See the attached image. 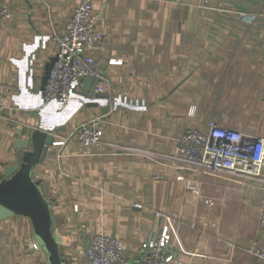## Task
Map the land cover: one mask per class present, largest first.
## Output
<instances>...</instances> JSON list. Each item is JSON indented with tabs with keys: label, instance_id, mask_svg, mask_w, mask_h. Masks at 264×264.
<instances>
[{
	"label": "crops",
	"instance_id": "1",
	"mask_svg": "<svg viewBox=\"0 0 264 264\" xmlns=\"http://www.w3.org/2000/svg\"><path fill=\"white\" fill-rule=\"evenodd\" d=\"M83 1L5 0L13 17L0 32V172L42 126L60 130L32 173L57 222L59 264H86L101 232L121 239L137 264L140 244L165 224L177 264H264L251 253L264 245V184L169 159L187 131L214 117L264 138V0H93L104 34L94 87L104 98H80L79 85L69 103L42 114L45 66ZM96 117L100 146L58 145ZM0 245V264L52 263L28 216L0 220Z\"/></svg>",
	"mask_w": 264,
	"mask_h": 264
},
{
	"label": "built area",
	"instance_id": "2",
	"mask_svg": "<svg viewBox=\"0 0 264 264\" xmlns=\"http://www.w3.org/2000/svg\"><path fill=\"white\" fill-rule=\"evenodd\" d=\"M12 17L5 0H0V32ZM98 26L99 16L94 13L93 0H84L66 22L64 34L57 38L58 60L45 87L46 102L58 101L65 105L70 102L80 80L101 78L94 56L104 41V34L98 30ZM96 91L100 94L105 92L101 87ZM3 109L0 105V112ZM103 121L102 117H96L80 125L58 145L63 146L70 139L76 138L82 147L100 146L104 137ZM169 159L183 170L227 174L264 184V138L246 136L224 128L215 117L206 129L187 131L178 140L177 150ZM155 217L158 221L170 220V217L160 212H156ZM259 229L264 238V198ZM138 250L141 259L137 264H177L179 257L172 243L170 227L166 224L162 227L159 239L142 242ZM251 253L264 260V245L261 250L252 249ZM84 254L86 264H128L123 241L105 232L93 238Z\"/></svg>",
	"mask_w": 264,
	"mask_h": 264
},
{
	"label": "water",
	"instance_id": "3",
	"mask_svg": "<svg viewBox=\"0 0 264 264\" xmlns=\"http://www.w3.org/2000/svg\"><path fill=\"white\" fill-rule=\"evenodd\" d=\"M58 55L50 60L45 66L44 76L41 81L39 110L43 114L53 104L60 106L58 101L46 102L44 98L45 87L50 78L51 72ZM102 83L101 79L86 78L77 84L81 85L80 98L96 100L104 98L103 94L96 91L95 86ZM90 103V102H89ZM90 105L92 104H89ZM43 132H47L42 134ZM60 130H47L44 126L40 131L35 132L31 142L27 141L19 147L17 162L6 168L5 173L0 172V220L24 215L30 217L35 228L37 246L43 251V258L49 256L51 264H59V246L61 237L57 234V222L55 216L50 212L38 182L32 173L40 162L41 157L45 158L50 147L54 146V134ZM33 150H30V149Z\"/></svg>",
	"mask_w": 264,
	"mask_h": 264
}]
</instances>
